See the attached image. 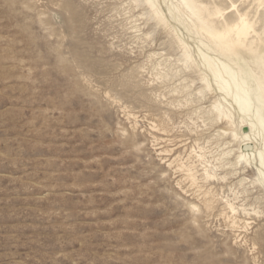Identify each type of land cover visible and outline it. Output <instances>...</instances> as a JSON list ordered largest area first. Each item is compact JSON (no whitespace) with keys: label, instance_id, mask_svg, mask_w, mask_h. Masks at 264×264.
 I'll return each mask as SVG.
<instances>
[{"label":"rangeland","instance_id":"1","mask_svg":"<svg viewBox=\"0 0 264 264\" xmlns=\"http://www.w3.org/2000/svg\"><path fill=\"white\" fill-rule=\"evenodd\" d=\"M141 13L133 0H0V264H264L251 206L264 192L237 185L255 164L194 186L169 165L199 147L217 167L207 141L226 126L196 119L212 97L185 101L190 78L157 66L179 53ZM209 189L239 208L235 225L222 203L204 209Z\"/></svg>","mask_w":264,"mask_h":264},{"label":"bare ground","instance_id":"2","mask_svg":"<svg viewBox=\"0 0 264 264\" xmlns=\"http://www.w3.org/2000/svg\"><path fill=\"white\" fill-rule=\"evenodd\" d=\"M133 4L141 7L140 17L145 16L147 22L159 28L178 51L174 64L164 59L157 66L168 62L169 68L173 70L175 66L178 73L190 78V85L183 86L192 91L185 101L199 103L212 97L205 111L195 112L196 119L203 127L218 123L226 126L207 141L214 140L219 148L217 167L211 166L199 147L198 152L192 149L185 160L176 154L169 165L174 163L194 186L198 177L205 183L223 182L236 174L237 167L244 171L254 163L256 177L248 181V186L246 178L239 179L238 193L247 196L250 186L264 192V0H133ZM145 35L148 38L149 34ZM193 75L198 88H194ZM226 136L230 140L223 142ZM196 162L201 166L200 174ZM202 195L201 204L206 211L220 202L222 210L231 214V225L236 224L239 208L231 200L210 189ZM189 206L195 213L201 211L198 205ZM251 206L256 217L264 216V193L255 197ZM240 210L249 215L244 206Z\"/></svg>","mask_w":264,"mask_h":264}]
</instances>
